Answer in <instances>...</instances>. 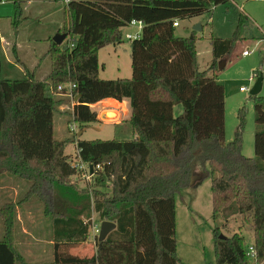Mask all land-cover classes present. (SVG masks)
<instances>
[{"label": "trees", "instance_id": "trees-1", "mask_svg": "<svg viewBox=\"0 0 264 264\" xmlns=\"http://www.w3.org/2000/svg\"><path fill=\"white\" fill-rule=\"evenodd\" d=\"M5 1L13 4L10 25L18 31L30 19L24 4L31 0ZM228 1L69 0L58 31L66 38L59 46L49 39L43 56L49 59V71L43 78L36 76L42 58L30 70L11 43L10 53L24 78L2 79L0 63V178L11 176L27 188L6 208L0 264H27L15 247L13 215L31 198L42 206L55 250L54 259L41 264H178L175 199L207 177L213 221L244 216L252 228L250 245L255 253L249 258L250 245L242 236L220 238L215 226V264H254L264 259V98L251 97L254 156L245 157L243 110L238 112L232 141L226 142L224 89L215 80V68L232 54L237 33L225 40L210 38L212 60L200 71L195 35L179 37L178 25L173 26L176 19L209 16V5ZM132 20L141 22L142 28L129 44L131 78L100 79L99 47L121 44V29ZM247 21L241 15L237 29ZM68 84L73 85V101L64 90L57 91ZM109 98L129 101L133 139L54 138V115L60 104L73 103V123L82 130L99 122L90 106ZM177 106L180 112L175 115ZM68 143L75 144L79 164L96 183L81 196L64 191L78 172L65 155ZM195 169L200 180L190 186ZM92 213L100 221L114 223L115 229L102 242L95 240L89 257L79 258L71 251L88 242Z\"/></svg>", "mask_w": 264, "mask_h": 264}, {"label": "rangeland", "instance_id": "rangeland-1", "mask_svg": "<svg viewBox=\"0 0 264 264\" xmlns=\"http://www.w3.org/2000/svg\"><path fill=\"white\" fill-rule=\"evenodd\" d=\"M55 1L45 3L44 1L32 0L25 3L24 13L30 19L18 31H14L9 23L14 14L13 4L11 2L0 3V27L7 42V53L2 50L0 45L2 79L21 80L24 78L22 67L14 63L10 53L12 42L15 43L18 58L29 69H34L40 60L37 54L40 53V57H42L48 49V41L56 33L62 34L56 31L58 30L56 21L63 23L64 3L63 0ZM199 2L209 4L210 0H199ZM208 9L210 10L209 16L201 15L187 19H176L178 26L175 29V34L179 37H187L191 33L195 35L196 62L200 71H204L209 67L212 60L210 38L225 40L232 38L234 33H237L239 40L235 42L232 54L218 63L221 64L220 68L219 65L215 68V80L224 89L225 141H232L239 124L238 112L243 110L242 154L245 157L252 158L254 156L253 136L256 130L254 122L255 99L251 98L249 91L257 78L261 76L262 86L256 97L264 98V0H230L226 4L209 5ZM49 13L54 14L52 18H48L50 20H45L44 18L49 16ZM241 15L246 16L249 21L237 29L238 19ZM196 25H200V31L193 30ZM140 32L136 27L126 26L121 29V44L106 45L99 49L98 73L100 79L131 78L130 42L125 39V35L140 34ZM244 51H247L249 55L242 56ZM43 61V63H40L41 68L39 67L36 71V76L40 75L42 71H46L49 59L44 57ZM240 88H245L246 91L240 92ZM179 112L180 107H175L174 114L177 115ZM58 113L59 115H54V126L59 129L60 125L62 131L59 133L56 128L54 137L57 140H61V135L71 140L80 138L86 141L97 139L120 140L131 137L129 126L125 129L130 134H126L127 138H125L126 135L121 134L117 127L100 122L91 123L80 130L78 125L73 123L71 109L66 104L59 105ZM69 126H74L76 130L70 131ZM80 131H83V133L78 137L77 134ZM75 147L73 143H68L65 146V155L68 157V161L78 168L80 162L76 158L77 151ZM205 169H208V167L206 166ZM194 171L199 175L200 171L198 169ZM69 182L66 184L68 187H64L66 189L64 191L76 193L78 196L82 195V190L96 186L95 181L88 175L86 169L78 168V172L71 177ZM26 188L27 185L23 181H18L11 176L6 175L0 179V239L6 224L7 206L22 198ZM41 207V204L31 198L21 207L17 206L13 215L15 247L27 264H41V261L46 259L52 252L51 249L44 247L48 246L46 241H48L50 231H48L46 217L43 216ZM101 222L96 213L91 214L88 242L72 250V254L79 258H87L94 252L95 240L98 235L97 230H99ZM215 226L220 228L223 236L230 237L238 234L244 238L247 245H250L253 241L251 225L245 221L244 216L236 214L229 217L227 221L224 217L213 221L211 182L207 177L196 188L184 191L181 197L175 199L174 238L176 241V256L179 259L178 264H215L212 237V229ZM53 251L55 250L53 249ZM53 259L49 260L52 261ZM254 264H264V259Z\"/></svg>", "mask_w": 264, "mask_h": 264}, {"label": "crops", "instance_id": "crops-1", "mask_svg": "<svg viewBox=\"0 0 264 264\" xmlns=\"http://www.w3.org/2000/svg\"><path fill=\"white\" fill-rule=\"evenodd\" d=\"M32 1V0H31ZM38 2H41V1H44L45 3L46 2H48V1H55V0H37ZM4 2H6L5 0H3V3ZM56 2V1H55ZM0 3H2V1L0 2ZM27 3V2H26ZM29 3V2H28ZM24 12H25V8H24ZM46 12V11H45ZM44 13V12H43ZM46 14V13H45ZM48 14V13H47ZM50 14V13H49ZM54 14V13H53ZM52 14V15H53ZM52 15L50 14L49 16H46L44 19L45 20H50V19H48L49 17H51L52 18ZM41 20H43V19H41ZM52 20V19H51ZM53 20H55V19H53ZM56 21V20H55ZM40 22V21H39ZM57 23V27H58V30L59 29H61V22H58V21H56ZM9 23H10V20H9ZM132 27H136L137 28V26L135 25V26H132ZM58 30H56L57 32H58ZM141 31V30H140ZM137 34V33H136ZM126 35H128V34H126ZM126 35H125V39H126ZM49 38V37H48ZM37 41H40V40H37ZM6 42V39H5V36L3 35V32H2V29H1V27H0V45L2 46V50H4L6 53H7V48H6V44H7V42ZM129 42H131V40H129ZM130 44V43H129ZM106 46V45H105ZM104 47V46H103ZM102 47V48H103ZM45 54V53H44ZM44 54H43V56H44ZM98 54H99V51H98ZM38 55V59H40V58H42V61H43V56L42 57H40V53L39 54H37ZM8 56V55H7ZM9 57V56H8ZM46 59H48L47 57H45ZM45 60V59H44ZM9 61H11L10 59H9ZM41 61V62H42ZM46 61V60H45ZM44 62V61H43ZM42 62V63H43ZM39 67L41 68V64L39 65ZM39 67H38V69H39ZM33 69V68H32ZM32 69H30V70H32ZM48 71H49V64H48V66H47V68H46V71H42L41 73H40V75H37V76H39L38 78H43V77H45L46 75H47V73H48ZM98 76H99V73H98ZM1 78H2V76H1ZM68 107H70V109H71V111H72V107H73V103H65ZM96 113H97V119L99 120V122L100 123H104V124H110V125H113V126H115V127H117V130H119L120 132H121V134H123V135H126V134H130L129 133V131L128 130H126L125 128L126 127H130V129H131V126H130V124H129V122H128V120H129V118H130V108H129V101L128 100H122V101H116V100H114V99H104V100H102V101H100V102H98V103H96V104H94V105H91L90 106ZM59 109V108H58ZM97 109V110H96ZM106 111H108V112H113V113H115V116L114 117H111V118H109V119H107V118H105V116H101V114L102 113H104V112H106ZM56 114H58L59 115V113L58 112H56ZM60 116H63V115H60ZM64 117V116H63ZM57 129H58V127H56ZM56 128H55V126H54V136H55V134H56ZM124 130H126V132H124ZM58 131H59V133H61V131H62V129H61V127H60V125H59V129H58ZM80 132H82L83 133V131H80ZM79 133V132H78ZM82 135V134H81ZM62 137H61V140H58V141H62V140H64V139H66V138H64L63 137V135H61ZM122 136V135H121ZM130 138L129 139H120V140H130V139H133L134 138V133H133V131H132V129H131V134H130ZM55 138V137H54ZM125 138H127V135H126V137ZM57 140V139H56ZM74 146H75V144H73ZM76 148V147H75ZM64 152H66L65 151V149H64ZM66 154V153H65ZM4 177V176H3ZM3 177H1V178H3ZM0 178V179H1ZM47 225H49V224H47ZM48 227V231H49V226H47ZM3 236V235H2ZM1 236V237H2ZM47 240L48 241H46L47 243H46V245H48V246H44L45 248H48V249H51L52 250V252H50V254H49V256H47V258L46 259H44L43 261H41L42 263H44V262H48L47 260H49V259H51V258H53V253H54V251H53V243H52V241H51V239H50V232H49V236H48V238H47ZM49 261H51V260H49Z\"/></svg>", "mask_w": 264, "mask_h": 264}, {"label": "water", "instance_id": "water-1", "mask_svg": "<svg viewBox=\"0 0 264 264\" xmlns=\"http://www.w3.org/2000/svg\"><path fill=\"white\" fill-rule=\"evenodd\" d=\"M194 31H200L201 30V27L200 25H196L194 28H193ZM66 38V34L65 33H56L53 37H52V42L56 45H61L63 43V41L65 40ZM101 48V47H99ZM221 67V64H219V68ZM261 86H262V79H261V76H259L257 78V80L255 81L254 85L252 86L251 90L249 91L250 95L252 97H255L259 94L260 90H261ZM82 132H79L77 134V136H81ZM89 172L90 174H92V166H89ZM200 180V176L196 173H192L191 176H190V182H189V185L190 186H193L197 181ZM115 229V224L112 223V222H109V221H102L100 223V226H99V232H98V235H97V241L98 242H102L103 240H105V238L107 237V235L112 232L113 230ZM220 238H224L223 235H220L219 236Z\"/></svg>", "mask_w": 264, "mask_h": 264}, {"label": "built area", "instance_id": "built-area-1", "mask_svg": "<svg viewBox=\"0 0 264 264\" xmlns=\"http://www.w3.org/2000/svg\"><path fill=\"white\" fill-rule=\"evenodd\" d=\"M2 2H3V0H2ZM68 2H69V0H63V3H64V4H67ZM135 25L137 26V29H138V30H141V28H142V23H141V22H138V21L132 20V21L129 23V26H135ZM177 25H178L177 21H174V22H173V26L176 27ZM137 37H139V34H138V33H137V34H128V35H126V39H127V40H134V39L137 38ZM248 55H249V53H248L247 51L242 52V56H248ZM72 88H73V85L68 84V85H64V86H58V87H57V91L60 92V91H63V90H64V92L66 93V96H67L71 101H73V96H72V93H71ZM239 91H240V92H245L246 89H245V88H240ZM69 129H70V131H75V130H76L74 126H73V127H72V126H69ZM78 168H79V169H82V170L86 169L85 166H83L82 164H80ZM97 168H98V167H97ZM98 232H99V230H97V233H98ZM247 256H248L249 258H253V257L255 256V253H254L253 247H252L251 245L248 247V250H247Z\"/></svg>", "mask_w": 264, "mask_h": 264}, {"label": "bare ground", "instance_id": "bare-ground-1", "mask_svg": "<svg viewBox=\"0 0 264 264\" xmlns=\"http://www.w3.org/2000/svg\"><path fill=\"white\" fill-rule=\"evenodd\" d=\"M102 115L105 116V118L109 119L111 117H114L115 113L106 111V112L102 113L101 116Z\"/></svg>", "mask_w": 264, "mask_h": 264}]
</instances>
